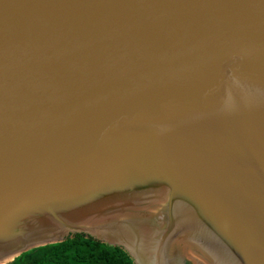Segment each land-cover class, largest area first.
Wrapping results in <instances>:
<instances>
[{"label":"water","instance_id":"1","mask_svg":"<svg viewBox=\"0 0 264 264\" xmlns=\"http://www.w3.org/2000/svg\"><path fill=\"white\" fill-rule=\"evenodd\" d=\"M77 234L264 264V0H0V264Z\"/></svg>","mask_w":264,"mask_h":264},{"label":"trees","instance_id":"2","mask_svg":"<svg viewBox=\"0 0 264 264\" xmlns=\"http://www.w3.org/2000/svg\"><path fill=\"white\" fill-rule=\"evenodd\" d=\"M8 264H135L129 254L77 234L62 243L32 249Z\"/></svg>","mask_w":264,"mask_h":264},{"label":"flooded vegetation","instance_id":"3","mask_svg":"<svg viewBox=\"0 0 264 264\" xmlns=\"http://www.w3.org/2000/svg\"><path fill=\"white\" fill-rule=\"evenodd\" d=\"M177 264H192L191 262H188L187 259L180 257L177 261Z\"/></svg>","mask_w":264,"mask_h":264}]
</instances>
